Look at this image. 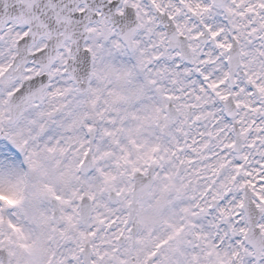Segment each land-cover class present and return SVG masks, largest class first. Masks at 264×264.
Returning a JSON list of instances; mask_svg holds the SVG:
<instances>
[{
	"label": "snow or ice",
	"instance_id": "obj_1",
	"mask_svg": "<svg viewBox=\"0 0 264 264\" xmlns=\"http://www.w3.org/2000/svg\"><path fill=\"white\" fill-rule=\"evenodd\" d=\"M0 264H264V0H0Z\"/></svg>",
	"mask_w": 264,
	"mask_h": 264
}]
</instances>
